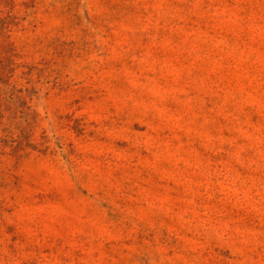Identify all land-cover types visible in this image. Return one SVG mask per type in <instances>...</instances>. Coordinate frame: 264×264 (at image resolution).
I'll return each mask as SVG.
<instances>
[{
  "label": "rangeland",
  "instance_id": "rangeland-1",
  "mask_svg": "<svg viewBox=\"0 0 264 264\" xmlns=\"http://www.w3.org/2000/svg\"><path fill=\"white\" fill-rule=\"evenodd\" d=\"M6 16L0 264H264V0Z\"/></svg>",
  "mask_w": 264,
  "mask_h": 264
},
{
  "label": "trees",
  "instance_id": "trees-1",
  "mask_svg": "<svg viewBox=\"0 0 264 264\" xmlns=\"http://www.w3.org/2000/svg\"><path fill=\"white\" fill-rule=\"evenodd\" d=\"M9 25H10V22H9V16H6V17H3V18H0V33L6 31V30L8 29V27H9ZM1 66H4V65H3V61L0 62V70L2 69ZM2 75H3V72L0 71V80H1V78H2ZM4 77L7 78V77H9V76H7V75L5 76V75H4Z\"/></svg>",
  "mask_w": 264,
  "mask_h": 264
}]
</instances>
